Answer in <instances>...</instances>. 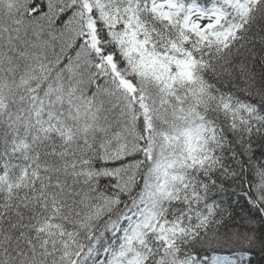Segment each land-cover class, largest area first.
I'll return each mask as SVG.
<instances>
[{
    "label": "snow or ice",
    "instance_id": "6c2138e0",
    "mask_svg": "<svg viewBox=\"0 0 264 264\" xmlns=\"http://www.w3.org/2000/svg\"><path fill=\"white\" fill-rule=\"evenodd\" d=\"M0 264H264V0H0Z\"/></svg>",
    "mask_w": 264,
    "mask_h": 264
}]
</instances>
